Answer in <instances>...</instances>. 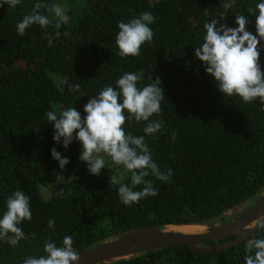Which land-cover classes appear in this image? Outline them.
Returning <instances> with one entry per match:
<instances>
[{
    "label": "trees",
    "instance_id": "1",
    "mask_svg": "<svg viewBox=\"0 0 264 264\" xmlns=\"http://www.w3.org/2000/svg\"><path fill=\"white\" fill-rule=\"evenodd\" d=\"M37 2L48 6L59 2L66 21L59 29L33 24L23 37L18 36L16 24ZM259 2L21 0L15 9L0 6V216L15 190L29 196L32 211V219L20 225L28 239L16 247L0 241V264H22L28 256L44 254L45 240L62 246L66 235L79 252L141 226L221 224L238 214L236 206L246 207L260 196L264 105L258 99L244 103L238 96L222 95L194 57L195 47L203 42V25L212 19L226 15L218 26L236 27L235 14H243L249 20L247 30L255 35L258 13L254 11ZM40 11L50 15L46 8ZM145 12L157 17L150 25L152 42L141 46L139 56L121 58L115 44L117 23ZM260 65L264 71V48ZM140 70L141 87L157 76L161 80L162 111L150 119L163 120L164 127L153 135L144 134V121L129 120L124 127L133 135H144L153 161L173 175L170 182L149 175L146 179L153 181L158 194L125 206L117 195L118 186L108 183L119 167L112 164L99 176L90 174L79 160V141L74 139L67 149L54 142L45 113L73 106L83 116L90 96L105 86L116 87L115 81L125 72ZM76 83L81 91H69ZM53 147L69 160L63 170L51 157ZM52 183L57 186L44 199L40 187ZM124 183H130L129 174ZM49 219H54V229L48 228ZM252 236L264 238V231L257 229L248 239ZM248 239L215 253L179 245L109 264H245Z\"/></svg>",
    "mask_w": 264,
    "mask_h": 264
},
{
    "label": "clouds",
    "instance_id": "2",
    "mask_svg": "<svg viewBox=\"0 0 264 264\" xmlns=\"http://www.w3.org/2000/svg\"><path fill=\"white\" fill-rule=\"evenodd\" d=\"M21 0H2L0 6L7 4L15 7ZM227 8L232 5L228 4ZM46 8L50 15L42 14L40 9ZM254 35L247 30L248 18L243 14H235L236 27L218 22L225 19H212L205 22L203 42L194 49V57L202 62L205 72L214 78V83L222 95L238 96L244 103L254 100L264 105V71L260 65V50L264 48V0L255 5ZM67 19L65 10L60 6H48L37 2L30 13L23 16L16 26L18 36L23 37L26 29L37 24L41 27L53 26L59 29ZM151 12L142 13L139 17L127 22L119 21V29L115 36L118 55L121 58L140 55L141 46L151 43L154 32L150 27L156 21ZM57 31L55 37L58 39ZM51 44V40H49ZM143 71L125 72L113 86H105L98 94L90 96L83 106L85 115L75 107L54 109L45 113L47 121L53 126V141L62 143L67 149L75 139L80 143L79 160L86 164L90 174L99 176L105 169L106 158L113 165L122 167L123 172L109 177L108 183L118 186L117 195L125 206L138 204L142 199L156 196L157 189L149 175L164 182H170L172 170L161 171L153 161L152 153L145 142V136L133 135L126 131L124 125L129 120L147 122L143 128L145 135H153L164 127L163 120H151L153 115L162 111L161 101L165 98L157 76L151 83L140 86ZM62 90V89H61ZM69 91H81L80 84H72ZM81 96H84L81 93ZM61 138L62 141H61ZM176 138L173 132L172 139ZM51 157L58 161L61 170L69 163L55 147L50 149ZM61 174V173H60ZM130 175V183H124L125 175ZM63 176V175H62ZM73 181L74 176L68 177ZM143 185L137 190V186ZM32 219L29 196L22 190H15L6 199V210L0 216V241L16 247L21 240L28 239L20 227L23 221ZM48 228H55L54 219L48 220ZM254 227L264 231V214L255 219ZM73 238L64 236L62 246L55 241L45 240L42 255H31L22 264H70L79 261L78 251L73 247ZM245 264H264V238L252 236L247 241Z\"/></svg>",
    "mask_w": 264,
    "mask_h": 264
},
{
    "label": "water",
    "instance_id": "3",
    "mask_svg": "<svg viewBox=\"0 0 264 264\" xmlns=\"http://www.w3.org/2000/svg\"><path fill=\"white\" fill-rule=\"evenodd\" d=\"M236 206L234 210L238 209ZM264 214V191L236 216L221 224H170L132 228L108 237L100 243L78 252L79 261L70 264H109L149 250L179 245L189 246L199 253H215L248 239L257 229L258 215ZM196 225V232H181L172 226ZM232 237L228 240L226 238Z\"/></svg>",
    "mask_w": 264,
    "mask_h": 264
},
{
    "label": "rangeland",
    "instance_id": "4",
    "mask_svg": "<svg viewBox=\"0 0 264 264\" xmlns=\"http://www.w3.org/2000/svg\"><path fill=\"white\" fill-rule=\"evenodd\" d=\"M54 6H60V3H55ZM61 7V6H60ZM53 19H55L54 16H52ZM61 156L63 157V153H61ZM112 166V163L111 161L106 158V164H105V167H111ZM124 169L122 167H119L115 170L116 174L120 173V172H123ZM57 186V183H52V184H48V185H45V186H41L40 187V194L41 196L44 198V199H48L53 191V189ZM251 205V204H250ZM249 206V205H248ZM247 207V206H246ZM245 207L240 206L238 209H236V211H238V213L244 209Z\"/></svg>",
    "mask_w": 264,
    "mask_h": 264
},
{
    "label": "bare ground",
    "instance_id": "5",
    "mask_svg": "<svg viewBox=\"0 0 264 264\" xmlns=\"http://www.w3.org/2000/svg\"><path fill=\"white\" fill-rule=\"evenodd\" d=\"M172 230L181 231V232H196L198 230V226L196 225H180V226H172L170 227Z\"/></svg>",
    "mask_w": 264,
    "mask_h": 264
}]
</instances>
